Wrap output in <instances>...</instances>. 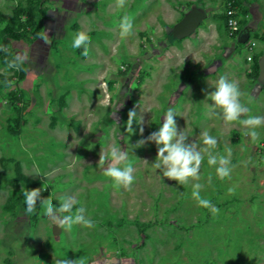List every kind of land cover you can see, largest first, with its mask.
I'll return each instance as SVG.
<instances>
[{"label":"rangeland","instance_id":"obj_1","mask_svg":"<svg viewBox=\"0 0 264 264\" xmlns=\"http://www.w3.org/2000/svg\"><path fill=\"white\" fill-rule=\"evenodd\" d=\"M227 1L124 0L118 7L117 0H0V264H264V126L254 142L242 123L213 114L220 110L210 96L227 76L238 83L241 102L252 105L247 115L261 116L251 114L262 100H250L254 80L246 64L254 63V46L264 47V0H230L233 32ZM191 8L203 17L178 37L173 26ZM26 15L32 18L26 41L3 32L8 20L22 27ZM124 16L133 18L127 37L120 34ZM80 31L90 37L87 56L71 46ZM21 52L29 53L22 70L7 68ZM169 108L186 144L203 152L205 131L218 141L203 153L199 181L215 214L192 198L196 181L181 185L153 167L157 146L146 138ZM132 109L143 123L134 121L129 135ZM142 139L144 145L132 147ZM114 145L134 167L131 190L104 174L108 162L100 156ZM228 148L232 170L221 180L207 156ZM14 162L46 189L43 198L56 207L73 198V212L82 208L94 227L61 228L42 202L27 214V184L16 178Z\"/></svg>","mask_w":264,"mask_h":264},{"label":"clouds","instance_id":"obj_2","mask_svg":"<svg viewBox=\"0 0 264 264\" xmlns=\"http://www.w3.org/2000/svg\"><path fill=\"white\" fill-rule=\"evenodd\" d=\"M118 7H124V0H117ZM121 36L127 37L132 35L133 31V18L124 16L120 23ZM45 42L46 35L41 37ZM90 43V37L85 31H80L75 34L72 40V48H82V55L87 56L89 49L87 45ZM7 51L6 48L2 49ZM29 60L28 52L16 53L12 59L7 60V68L15 69L17 71L22 70V66ZM10 83V82H9ZM241 92L238 83L230 80L227 76H220L215 90L210 94L213 109H219L217 113L213 114L220 116L226 123H232L239 121L242 123L247 131L246 135L250 136L255 142L259 139V132L256 131L261 126H264V117L247 115L250 111L242 102ZM177 113L169 108L163 115V123L160 125L157 131L150 133L146 138L147 141H152L157 146L156 157L153 162L155 169L163 171V177H167L169 180H175L181 185L188 184L189 181H196L192 183V198L197 202L198 206L202 208L210 209L214 214L219 211L215 208L211 201L203 197L201 192L204 185L199 183L201 180V165L205 159L203 153H208L211 149H216L217 139L210 135L208 131L202 133V143L204 145L203 152L197 150L195 142L186 144L185 141L188 135L183 132L177 131V124L174 117ZM242 116H247L245 119H241ZM127 121L125 124V131L132 135L134 133L133 122L142 125L143 118L140 117L137 121V112L135 109L129 110L127 113ZM142 134L144 129L141 126L139 129ZM146 140H139L132 147H140L146 143ZM226 155H211L207 156V163L210 166H215L216 174L219 179L224 180L230 178L231 174V149H226ZM107 161V168L105 175L110 177L117 186H121L126 190H131V186L135 180L134 167L132 162L128 159V152L122 150L118 146H112L106 156H100V162ZM208 182L211 183V175L208 177ZM46 189L32 188L23 191V196L26 204V213L32 214L36 210L38 202H42L44 205V214L47 215L54 224L61 228L70 230L75 224H82L85 227H94L93 221L84 217L83 209H76L73 212L76 201L71 197L62 198L59 203V207H56L52 203L50 197L43 198L41 196L42 191ZM229 194H234L235 189L230 188ZM63 213L64 215H61ZM57 264H74V261L70 260H58Z\"/></svg>","mask_w":264,"mask_h":264},{"label":"trees","instance_id":"obj_3","mask_svg":"<svg viewBox=\"0 0 264 264\" xmlns=\"http://www.w3.org/2000/svg\"><path fill=\"white\" fill-rule=\"evenodd\" d=\"M17 11L18 10L15 11V14H17ZM43 11H44V9L41 8V12H43ZM11 23H12L11 20H8L7 21V24L3 27V32L9 33L13 39H17V40L18 39H21V40L26 41L28 39V32L26 30V26L28 24L32 23V18L31 17H28L26 15L25 18H24V20L21 22L23 24V26L20 27V28H17V29L13 28V26H12ZM36 28H37V26H35L32 29L33 32L35 31L34 34L36 33V30H35ZM256 74H257V62H256V59H255L254 60V66L248 72V75H250V77H252V79H253V78H255ZM234 133H235V130H232V135H234ZM14 170H15V176H16V178L17 179H23L25 181V183L27 184V189L30 190L32 188H39V185H38V183L36 181H34L31 178L25 177L22 174V172H21V170L19 168L18 162H14ZM43 195H44V192L41 193V196H43ZM23 205H24V208L26 209L25 202L23 203Z\"/></svg>","mask_w":264,"mask_h":264},{"label":"crops","instance_id":"obj_4","mask_svg":"<svg viewBox=\"0 0 264 264\" xmlns=\"http://www.w3.org/2000/svg\"><path fill=\"white\" fill-rule=\"evenodd\" d=\"M260 31L263 32V39H264V28L263 29L261 28ZM263 43H264V40H263ZM258 47L259 46H256V47L254 46V48H253V51H254L253 55H254L256 62H257V74H256L255 78H253L254 81L251 83V85H252V88H251L252 92L251 93L252 94H251L250 100H252V99L262 100L261 106L258 105L254 108V110L251 111L252 115L255 114V115H261L262 116L264 114V79H258V74H259V63H258V61L260 58H262V56H264V47L261 50L258 49ZM246 65H247L246 71L248 70V72H249L253 68L254 63L248 62ZM248 104L249 105L248 106L246 105V107L251 110L252 105L250 103H248ZM107 263L108 262H106V264ZM83 264H100V262L98 259H91V260L87 259V260H85V262Z\"/></svg>","mask_w":264,"mask_h":264},{"label":"water","instance_id":"obj_5","mask_svg":"<svg viewBox=\"0 0 264 264\" xmlns=\"http://www.w3.org/2000/svg\"><path fill=\"white\" fill-rule=\"evenodd\" d=\"M203 17V14L198 10L191 8L177 21L173 26L172 32L178 37L183 36L191 32L196 28L199 20ZM241 40V39H239ZM259 74L258 79H264V56L259 59Z\"/></svg>","mask_w":264,"mask_h":264},{"label":"built area","instance_id":"obj_6","mask_svg":"<svg viewBox=\"0 0 264 264\" xmlns=\"http://www.w3.org/2000/svg\"><path fill=\"white\" fill-rule=\"evenodd\" d=\"M226 25L228 29L230 30V32H233L234 30L238 28L237 19L234 15V6L232 5V2L230 0L227 1V6H226ZM253 43L254 42H251L250 46L248 47L250 48L251 45H253ZM248 52H250V50ZM246 58L250 59L251 55L247 54Z\"/></svg>","mask_w":264,"mask_h":264}]
</instances>
